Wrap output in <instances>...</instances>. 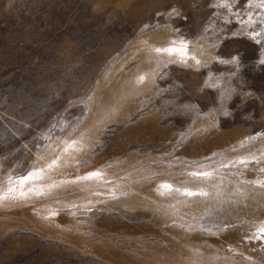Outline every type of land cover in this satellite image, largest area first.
Instances as JSON below:
<instances>
[{
	"label": "rangeland",
	"instance_id": "obj_1",
	"mask_svg": "<svg viewBox=\"0 0 264 264\" xmlns=\"http://www.w3.org/2000/svg\"><path fill=\"white\" fill-rule=\"evenodd\" d=\"M0 264H264V0H0Z\"/></svg>",
	"mask_w": 264,
	"mask_h": 264
},
{
	"label": "snow or ice",
	"instance_id": "obj_2",
	"mask_svg": "<svg viewBox=\"0 0 264 264\" xmlns=\"http://www.w3.org/2000/svg\"><path fill=\"white\" fill-rule=\"evenodd\" d=\"M157 51H179V50L178 49H165V50L157 49ZM141 79H143V78H141ZM33 175H34L33 173H29L28 175H25L24 177H22L19 182L21 184L27 183L32 178ZM95 175H98V173H96ZM193 175H197V174H193ZM199 175H205L206 176L208 174L207 173H200ZM164 187H169L170 188L171 186L165 185ZM184 194L188 195V196L197 195V194L206 195V193H193V192H190V191L185 192Z\"/></svg>",
	"mask_w": 264,
	"mask_h": 264
}]
</instances>
